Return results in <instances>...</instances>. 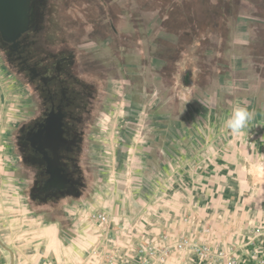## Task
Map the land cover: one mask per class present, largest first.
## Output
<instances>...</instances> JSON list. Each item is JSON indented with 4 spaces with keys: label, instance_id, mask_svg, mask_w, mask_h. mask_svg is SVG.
<instances>
[{
    "label": "flooded vegetation",
    "instance_id": "flooded-vegetation-1",
    "mask_svg": "<svg viewBox=\"0 0 264 264\" xmlns=\"http://www.w3.org/2000/svg\"><path fill=\"white\" fill-rule=\"evenodd\" d=\"M237 102L247 128L264 125V0H0L10 176L28 212L66 233L104 183L114 105V169L133 164L146 194L228 130Z\"/></svg>",
    "mask_w": 264,
    "mask_h": 264
},
{
    "label": "crops",
    "instance_id": "crops-1",
    "mask_svg": "<svg viewBox=\"0 0 264 264\" xmlns=\"http://www.w3.org/2000/svg\"><path fill=\"white\" fill-rule=\"evenodd\" d=\"M180 164L184 178L170 177L164 193L154 192L161 177L148 193H138L153 194L148 200L159 204L137 225L143 236L136 249L128 236L95 234L97 217L86 212L78 222L70 214L74 228L66 233L57 223L13 208L0 221V264H139V246L160 238L157 244L171 251L167 264H223L189 247L175 249L181 237L212 245L215 252L229 250L237 264L264 263V125L240 135L217 129Z\"/></svg>",
    "mask_w": 264,
    "mask_h": 264
},
{
    "label": "rangeland",
    "instance_id": "rangeland-1",
    "mask_svg": "<svg viewBox=\"0 0 264 264\" xmlns=\"http://www.w3.org/2000/svg\"><path fill=\"white\" fill-rule=\"evenodd\" d=\"M118 105L120 104L114 105V108L117 109L114 110L111 118L108 117L105 120L100 129V136L102 137L100 154L105 167L104 183L94 194L90 203L83 207L72 208L70 214L76 217L75 222L80 220L84 212L87 215L90 214L89 216L92 219L97 217V222L95 223L99 225L100 230L96 231L95 234L114 235V238L120 235L128 236V238L134 239L136 249L139 238L143 236L137 225L142 226L144 225L143 222H147L149 207L153 206L157 208L156 205L159 202L152 203L148 200L153 194L148 198H144L138 194L136 190L138 181L133 177V164L122 167L119 172H116L114 169L116 142L120 123V107ZM6 131L7 126L5 121H0V221L7 219V209L19 208L28 211L16 186H14V180L10 176L11 154L6 144ZM184 166L178 162L168 168L161 176L160 183L154 187V192L158 194L164 193L163 189L169 183L170 177L180 175L184 178L185 172L182 173ZM28 216H31V214L28 213ZM100 216H105L106 220L102 222ZM0 237H2L1 234ZM148 237L150 238L151 236ZM163 239H155L154 242L158 243L160 240L163 241ZM136 257L138 261V256L136 255Z\"/></svg>",
    "mask_w": 264,
    "mask_h": 264
},
{
    "label": "built area",
    "instance_id": "built-area-1",
    "mask_svg": "<svg viewBox=\"0 0 264 264\" xmlns=\"http://www.w3.org/2000/svg\"><path fill=\"white\" fill-rule=\"evenodd\" d=\"M100 220L104 222L106 220L105 216H100ZM205 233H208V229H203ZM185 247H189L199 253L203 258H215L217 257L223 264H237L235 257L229 250L219 249L214 251L212 245H202L198 243H193L186 237H181L175 245V249L182 250ZM139 253L141 258L139 264H167L168 257L171 253L170 248L165 245H158L157 243H145L139 246ZM260 264H264L263 262Z\"/></svg>",
    "mask_w": 264,
    "mask_h": 264
},
{
    "label": "clouds",
    "instance_id": "clouds-1",
    "mask_svg": "<svg viewBox=\"0 0 264 264\" xmlns=\"http://www.w3.org/2000/svg\"><path fill=\"white\" fill-rule=\"evenodd\" d=\"M253 116L254 113L246 105L242 102H237L232 107L231 114L224 122V125L232 133L240 135L247 128Z\"/></svg>",
    "mask_w": 264,
    "mask_h": 264
}]
</instances>
